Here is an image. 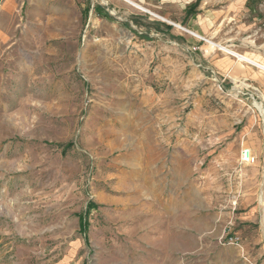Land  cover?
<instances>
[{
  "label": "rangeland",
  "instance_id": "rangeland-1",
  "mask_svg": "<svg viewBox=\"0 0 264 264\" xmlns=\"http://www.w3.org/2000/svg\"><path fill=\"white\" fill-rule=\"evenodd\" d=\"M221 48L264 65V0H0V264H264V72Z\"/></svg>",
  "mask_w": 264,
  "mask_h": 264
},
{
  "label": "crops",
  "instance_id": "crops-1",
  "mask_svg": "<svg viewBox=\"0 0 264 264\" xmlns=\"http://www.w3.org/2000/svg\"><path fill=\"white\" fill-rule=\"evenodd\" d=\"M233 63H235V62H232V64H231V62H229V60L221 59L217 63V67H218L217 69H220V71H222V69H225L229 65L233 66ZM239 68H241V67H239ZM237 70H239V69H237ZM263 87H264V82H263ZM140 193H141V196H142L143 193L142 192H140ZM96 199L98 200V202H96L97 205H106L107 204V205H112V206H115V207L116 206H120V205H125L124 201H126L123 197H120V195H118L116 197H113V196H110L108 194L106 195L104 193L103 194L101 193V195L100 194L97 195ZM94 205H96V204H94ZM118 210H120V208ZM59 264H72V262H67L66 260H62L61 262H59ZM73 264H76V263L73 262Z\"/></svg>",
  "mask_w": 264,
  "mask_h": 264
},
{
  "label": "bare ground",
  "instance_id": "bare-ground-1",
  "mask_svg": "<svg viewBox=\"0 0 264 264\" xmlns=\"http://www.w3.org/2000/svg\"><path fill=\"white\" fill-rule=\"evenodd\" d=\"M221 50H222L224 53H227V54H229V55H231V56L236 57L239 61L244 62V63H246V64H248V65H251V66H253V67H256L257 69H259V70H261V71L264 72V65H263V64H260V63L256 62L255 60H252V59H250V58H247V57H244V56L237 55V54H235L234 52H232V51H230V50H228V49H226V48H221ZM241 85H243V86H245V87H248V85H247V84H244V83L241 84Z\"/></svg>",
  "mask_w": 264,
  "mask_h": 264
},
{
  "label": "built area",
  "instance_id": "built-area-1",
  "mask_svg": "<svg viewBox=\"0 0 264 264\" xmlns=\"http://www.w3.org/2000/svg\"><path fill=\"white\" fill-rule=\"evenodd\" d=\"M242 162L248 163L251 161V154L249 150H244L241 154Z\"/></svg>",
  "mask_w": 264,
  "mask_h": 264
},
{
  "label": "trees",
  "instance_id": "trees-1",
  "mask_svg": "<svg viewBox=\"0 0 264 264\" xmlns=\"http://www.w3.org/2000/svg\"><path fill=\"white\" fill-rule=\"evenodd\" d=\"M89 206H90V205H89ZM89 206L87 207V210H86V211H87V212H86L87 214L89 213L90 208H92L91 206H90V207H89ZM81 221H82V220H81Z\"/></svg>",
  "mask_w": 264,
  "mask_h": 264
}]
</instances>
